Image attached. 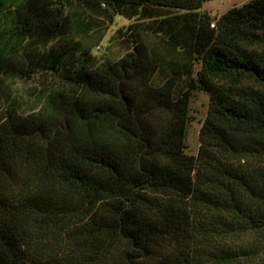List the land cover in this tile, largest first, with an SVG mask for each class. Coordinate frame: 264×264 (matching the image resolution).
Returning <instances> with one entry per match:
<instances>
[{"label": "trees", "instance_id": "1", "mask_svg": "<svg viewBox=\"0 0 264 264\" xmlns=\"http://www.w3.org/2000/svg\"><path fill=\"white\" fill-rule=\"evenodd\" d=\"M204 2L0 0L2 67L58 83L0 119V264H264V0L217 20ZM116 15L132 43L117 60L67 38ZM151 16L175 58L138 36ZM197 89L211 101L193 155Z\"/></svg>", "mask_w": 264, "mask_h": 264}, {"label": "rangeland", "instance_id": "2", "mask_svg": "<svg viewBox=\"0 0 264 264\" xmlns=\"http://www.w3.org/2000/svg\"><path fill=\"white\" fill-rule=\"evenodd\" d=\"M249 0H205L203 7L200 12L209 13L214 19L217 20L219 16L228 11L234 6H241ZM80 5L78 2L73 1L69 3V6L65 9V14L72 15L75 11L79 12ZM81 12V10H80ZM164 16H151L144 17V19L137 21L141 24L142 31L140 33L145 34L142 36L139 33L138 36L147 40L153 51L157 53L156 56L161 58L170 59L175 58L173 53H177L171 44H169L163 37L161 33V21ZM194 15L183 14L185 22L193 23L190 21ZM96 19V18H94ZM197 20V17H196ZM129 21L116 15L114 22L109 23L106 20H101L98 23L94 20L91 24L93 28L88 30L81 24L73 25L72 34L67 38H71L74 42H79L80 50L83 48H89L93 55L100 59L101 57L110 58L112 60H117L122 57L126 51L131 48V42L127 38H123V31L119 34L117 30L119 28L125 27L127 29ZM128 23V24H127ZM6 22L4 19L0 20V31L4 27ZM100 24V27L96 30V25ZM187 32L188 26L184 28ZM149 32V33H148ZM149 36V37H148ZM0 40H4L0 37ZM150 40V41H149ZM57 41H51L46 48L54 46ZM9 52V48L2 46L0 42V119L3 118L7 113L16 111L17 113L26 114L35 109H38L43 102V99L50 94L54 88L58 86L55 78L48 72L40 69L33 77H20L17 75V71L12 69H6L3 65L4 55ZM184 58L177 56L178 59H183L186 63L193 61L194 55L184 50ZM180 55V54H179ZM172 56V57H171ZM196 71L200 69L198 64H195ZM186 83L182 84L181 88H184ZM210 93L204 89H197L193 96L191 102V115L192 120L188 125V132L186 137L187 151L193 155H197L201 140H200V130L203 125L204 120L208 114L210 107Z\"/></svg>", "mask_w": 264, "mask_h": 264}, {"label": "built area", "instance_id": "3", "mask_svg": "<svg viewBox=\"0 0 264 264\" xmlns=\"http://www.w3.org/2000/svg\"><path fill=\"white\" fill-rule=\"evenodd\" d=\"M211 25H212V27H215V25H216V22H215V21H213Z\"/></svg>", "mask_w": 264, "mask_h": 264}]
</instances>
